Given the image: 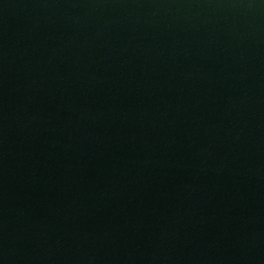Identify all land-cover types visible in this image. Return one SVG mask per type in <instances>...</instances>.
Segmentation results:
<instances>
[{
    "label": "water",
    "instance_id": "1",
    "mask_svg": "<svg viewBox=\"0 0 264 264\" xmlns=\"http://www.w3.org/2000/svg\"><path fill=\"white\" fill-rule=\"evenodd\" d=\"M0 264H264V0H0Z\"/></svg>",
    "mask_w": 264,
    "mask_h": 264
}]
</instances>
